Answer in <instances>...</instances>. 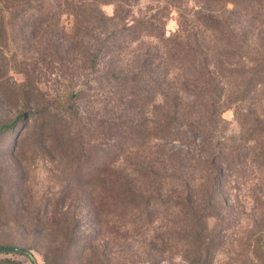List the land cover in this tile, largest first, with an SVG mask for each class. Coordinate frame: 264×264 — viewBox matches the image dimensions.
I'll use <instances>...</instances> for the list:
<instances>
[{
  "label": "trees",
  "instance_id": "16d2710c",
  "mask_svg": "<svg viewBox=\"0 0 264 264\" xmlns=\"http://www.w3.org/2000/svg\"><path fill=\"white\" fill-rule=\"evenodd\" d=\"M31 1L0 0V48L18 43L39 54L14 68L0 58V107L5 100L25 110L11 124L0 120V144L31 113L29 103L38 105L34 119L13 136L10 162L0 166V246L29 250L5 253L26 255L34 264L33 251L44 252L45 264H63L76 250L83 256L95 249L94 234L108 223L153 222L163 200H207L203 210L187 205L183 229L194 252L188 264H211L208 220L213 200H223L216 191L222 173L216 163L227 166L244 155L226 142L217 154L213 149L229 101L241 104V138L254 142L264 158V0H146L143 13L134 9L145 0H73L70 31L58 27V4L48 13L27 15L29 5L39 10ZM105 4L114 6L112 15L102 9ZM174 12L178 27L167 34ZM38 34L44 38L36 40ZM144 39L153 42L146 49L138 45ZM41 64L56 68L62 80L52 92L38 80ZM13 69L25 77L19 93L4 83ZM103 81L116 89L113 97L104 96L111 108L99 124L106 142L98 147L88 142L92 113L80 101L104 87ZM176 141L184 146L167 147ZM28 154L57 161L58 168L71 160L57 176L68 183L56 199L25 200L20 167ZM91 261L106 259L97 255Z\"/></svg>",
  "mask_w": 264,
  "mask_h": 264
},
{
  "label": "rangeland",
  "instance_id": "374dc122",
  "mask_svg": "<svg viewBox=\"0 0 264 264\" xmlns=\"http://www.w3.org/2000/svg\"><path fill=\"white\" fill-rule=\"evenodd\" d=\"M72 1L32 0L31 3L36 5L39 10L29 5L26 13L27 15L39 14V11L48 13L51 8L59 6L61 21L58 27L64 26L66 31H70L72 16L69 14L68 7L71 6ZM77 1L86 0H74V2ZM56 4L58 5L56 6ZM148 4L149 2L145 0L135 7L134 11L136 13L138 11L145 12ZM102 9L107 15H112L114 6L105 4L102 5ZM177 27L178 14L174 12L166 26L167 34L173 32ZM58 35L62 36L61 33ZM40 38L44 37H40V34L35 37L36 40ZM151 43L153 42L150 39H144L138 45L146 49ZM17 44H9L3 49L0 48V51H4L2 54L0 53V58L4 57L12 64V67L20 61L37 59L39 56L28 45L22 48ZM45 45L46 43L42 42V47ZM46 54L50 55V53ZM123 62L125 63V60ZM39 67H44V70L38 74V80L43 90L52 92L54 88L61 86V83H56V80L62 81L57 76L56 68L51 71L52 67L47 69L43 64ZM24 82V75L14 69L9 71L4 79L5 86L9 87L10 91L14 90L15 93H19L23 89L21 85ZM103 86H97L96 90L91 91L80 101V108L90 110L92 113L90 122H87V127H90L88 142L90 141V144L94 143L98 147L102 146L101 143L106 142L99 124L107 120L104 113L111 108L110 105L105 106L104 96L113 97L111 93L116 89L105 81H103ZM3 102L5 106L0 107V120L7 124L15 121L16 112L25 111L20 106L15 108L7 101ZM17 102L19 105L22 104V101ZM229 102L230 107L223 112V121L217 127L213 149L217 154L223 142H226L230 145V150H234V153L241 147L240 151L244 155L240 160H233L227 166L220 164L219 160L216 163L218 170L222 169V173L216 177V191L223 200H213L216 205L213 217L208 220L209 236L213 239L211 264H264V158H259L254 142H246L241 138V132L244 131V127L246 128V125L243 126L236 115V109L241 104ZM29 104L31 113H26L25 118L13 125L11 133L6 135L0 144V166L6 167L5 164L10 162L9 146L13 141V136L19 134L28 120L34 119L38 105L33 101ZM243 107L247 109L246 106ZM113 113L112 111V116ZM146 117L149 118L147 113ZM253 126L252 119H249L247 128L251 129ZM24 135L25 132L22 133V136ZM171 145H174L175 148L184 146L178 141L167 147H171ZM149 147L150 145L145 150L148 155H150ZM159 147L154 145L156 150ZM26 156L21 158L22 166L20 167V169L22 168L20 174L24 182L25 200H39L46 203L47 200L56 199L61 188L68 183V181L59 180L57 176L71 165V160L67 158L58 168L57 161L43 155L30 157L28 154ZM0 176L2 175L0 174ZM207 203V200H163V204L159 207L160 213L153 222H133L131 219H121L114 224L108 223L96 232L97 234H94L92 243H95V249L90 248L83 256V251L79 253V250H76L68 256L69 261L63 264H93L91 257L96 258L97 255L106 259L105 264H188L189 260L194 258V252L192 248L188 247L187 230L183 229V226L187 224L184 217L185 210L187 205L192 204L200 206L203 210L207 208ZM47 214L50 215L49 212ZM32 253L36 264H45L44 252L33 251ZM88 258H90L89 263ZM7 259L15 260L18 264H34L26 255L0 252V261Z\"/></svg>",
  "mask_w": 264,
  "mask_h": 264
},
{
  "label": "water",
  "instance_id": "95a60500",
  "mask_svg": "<svg viewBox=\"0 0 264 264\" xmlns=\"http://www.w3.org/2000/svg\"><path fill=\"white\" fill-rule=\"evenodd\" d=\"M5 251L24 252L26 254H30V251L24 248L12 247V246H0V252H5Z\"/></svg>",
  "mask_w": 264,
  "mask_h": 264
}]
</instances>
